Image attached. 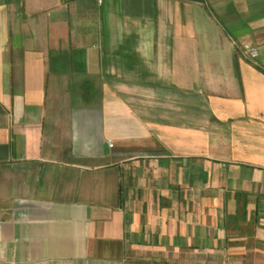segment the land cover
<instances>
[{
  "label": "crops",
  "instance_id": "0c3cea01",
  "mask_svg": "<svg viewBox=\"0 0 264 264\" xmlns=\"http://www.w3.org/2000/svg\"><path fill=\"white\" fill-rule=\"evenodd\" d=\"M0 264H264V0H0Z\"/></svg>",
  "mask_w": 264,
  "mask_h": 264
},
{
  "label": "built area",
  "instance_id": "2783aa9c",
  "mask_svg": "<svg viewBox=\"0 0 264 264\" xmlns=\"http://www.w3.org/2000/svg\"><path fill=\"white\" fill-rule=\"evenodd\" d=\"M252 53H254V50H253V52Z\"/></svg>",
  "mask_w": 264,
  "mask_h": 264
}]
</instances>
